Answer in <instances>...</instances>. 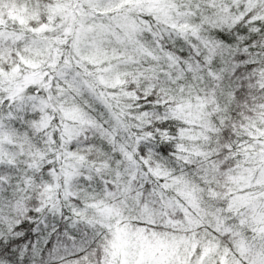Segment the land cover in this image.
Segmentation results:
<instances>
[{
    "label": "trees",
    "instance_id": "trees-1",
    "mask_svg": "<svg viewBox=\"0 0 264 264\" xmlns=\"http://www.w3.org/2000/svg\"><path fill=\"white\" fill-rule=\"evenodd\" d=\"M106 1L0 0V264H264V0Z\"/></svg>",
    "mask_w": 264,
    "mask_h": 264
},
{
    "label": "rangeland",
    "instance_id": "rangeland-1",
    "mask_svg": "<svg viewBox=\"0 0 264 264\" xmlns=\"http://www.w3.org/2000/svg\"><path fill=\"white\" fill-rule=\"evenodd\" d=\"M127 0H107L106 4L103 6L106 10H111ZM89 17V16H88ZM88 18H83L82 21H87ZM113 24H107V25H93L89 26L87 30L81 31L80 40L83 42V47L85 50L90 49L91 51H96L100 44V38L102 36V32L105 31V26H111ZM31 80V79H30Z\"/></svg>",
    "mask_w": 264,
    "mask_h": 264
}]
</instances>
